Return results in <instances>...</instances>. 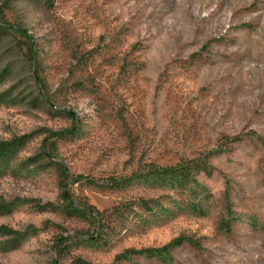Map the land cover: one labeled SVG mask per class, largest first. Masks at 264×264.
I'll list each match as a JSON object with an SVG mask.
<instances>
[{
	"label": "rangeland",
	"instance_id": "374dc122",
	"mask_svg": "<svg viewBox=\"0 0 264 264\" xmlns=\"http://www.w3.org/2000/svg\"><path fill=\"white\" fill-rule=\"evenodd\" d=\"M0 226V264H264V0H0Z\"/></svg>",
	"mask_w": 264,
	"mask_h": 264
},
{
	"label": "trees",
	"instance_id": "16d2710c",
	"mask_svg": "<svg viewBox=\"0 0 264 264\" xmlns=\"http://www.w3.org/2000/svg\"><path fill=\"white\" fill-rule=\"evenodd\" d=\"M1 26L3 27V30H7L13 33L14 35L21 37L25 40L29 61L33 64L35 68L36 55H35L32 37L28 34V32L25 29L21 28L20 26H16V25L2 23ZM34 73H35V79L38 81V83L39 84L42 83V80L37 75L36 70L34 71ZM75 128H76L75 124H73L69 128L49 132L48 135H46V137H44L42 140V146H41L42 152L46 154V156L48 157H53L52 153L56 149L54 145L55 140L72 134ZM7 146H8V143L1 144L2 149L6 148ZM55 167L60 177V181H59V187L61 190L60 197L63 201V206H64L65 211L71 214H74L78 217H81L83 219H88L93 222L97 221L98 217L101 216V212L90 204L75 202L72 199L71 194H70L68 185L70 183L73 184V183L78 182L81 178H83V176L82 175H77V176L70 175L68 168L62 161L55 162ZM145 170L148 174L157 176V177H177L180 180V182H184V180H188L191 177L193 171L194 172L202 171L208 175L210 174V169L207 163H205L203 160H199V161L195 160V161L190 162L189 164H177V165H170V166H160V165H155V164L150 163L146 165ZM191 179L195 181L194 177L193 178L191 177ZM119 180L120 179H117V180L114 179L111 182L112 184H118ZM225 226L227 227L229 225L225 224ZM0 233L12 234L14 233V231L6 226H0ZM90 238H93V236H91ZM181 238L182 237H177L176 239L171 240L169 243L164 245L163 248L172 247L173 244L180 242L179 240ZM159 251H160V248L142 249V250H138L137 252L138 253H143V252H151V253L156 252L157 253ZM81 264H88V263L81 262Z\"/></svg>",
	"mask_w": 264,
	"mask_h": 264
}]
</instances>
